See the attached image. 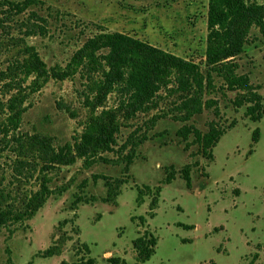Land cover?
I'll list each match as a JSON object with an SVG mask.
<instances>
[{"label": "rangeland", "instance_id": "obj_1", "mask_svg": "<svg viewBox=\"0 0 264 264\" xmlns=\"http://www.w3.org/2000/svg\"><path fill=\"white\" fill-rule=\"evenodd\" d=\"M7 1L0 0V210L14 211L15 219L0 228V264H109L111 257L137 264L133 241L146 231L158 244L144 264H264V116L251 120L250 104L238 105L251 91L229 89L207 64L209 0H40L21 14ZM32 12L46 19V34L26 36L23 22L33 18ZM109 32L125 33L195 64L205 76L203 111L182 119L179 75L174 74L151 109L129 119L118 114L112 151L43 173L47 151L74 145L93 115L118 110L126 98L117 88L102 107L88 106L95 96L92 81L100 73L83 68L64 81L40 79L36 91L29 87L34 77L18 90L1 72L25 59L27 47L38 52L48 71L65 68L89 38ZM233 62L264 105V36L257 26ZM20 93L25 99L14 125L10 101ZM211 125L225 134L207 158L193 133L184 139L180 132L192 126L206 133ZM256 129L260 138L253 143ZM139 141L125 173V158ZM187 165L191 188L181 175ZM171 166L175 179L166 184ZM94 175L125 181L114 203L100 201L107 188ZM44 179L52 192L30 216L29 201ZM145 186L152 193L138 204V188ZM157 187L161 192L151 217ZM82 192L98 200L73 205ZM50 247L58 255L43 256Z\"/></svg>", "mask_w": 264, "mask_h": 264}, {"label": "trees", "instance_id": "obj_2", "mask_svg": "<svg viewBox=\"0 0 264 264\" xmlns=\"http://www.w3.org/2000/svg\"><path fill=\"white\" fill-rule=\"evenodd\" d=\"M9 8L16 14L25 12L28 8L37 6L40 0L7 1ZM11 11V12H12ZM7 14L11 15L10 11ZM33 18L23 22L26 28V36L46 34V19L38 13L32 12ZM257 26L264 36V3L249 2L246 0H209L208 9V38H207V64L218 73L224 80L226 86L231 90L251 91L238 101V105L250 104L247 114L251 120L257 122L264 116L263 97L254 93L250 86V79L246 75L236 73V64L233 62L245 49V44L251 27ZM27 57L23 60H16L11 63L6 72L8 85H15L22 89L26 79L34 77L30 88L34 91L39 87V80H47L51 77L54 80L64 81L73 76L80 68L89 74L100 73V78L92 81V91L95 94L92 100H88V106L100 108L107 97L115 89L124 95L126 100L118 110H103L100 114L93 115L85 128L83 134L76 140L74 145H66L59 151H47L43 173L55 166H66L74 164L77 159L86 163L91 162L100 153L112 151L116 144V133L119 129L117 116L120 112L129 119L137 113L151 109L152 102L162 87L170 85L172 76L179 75V91L182 92L180 108L184 110L185 121L203 111V92L205 76L192 62L168 53L160 48L135 37L121 32H109L97 34L89 38L85 44L76 51L71 61L65 68H53L48 71L46 64L33 47H27ZM50 75V76H49ZM14 87V86H13ZM24 94H18L11 99L10 103L14 111L11 122L18 124L21 110H18L19 103H23ZM184 139L193 133L194 142L201 147L204 157H213V148L219 143L225 131L211 125L206 133L195 130L192 126H184L180 132ZM260 138V130L253 133V143ZM145 139V138H144ZM125 158V173L135 156V147ZM102 160L107 161L102 158ZM175 170L171 166L166 170L165 183L169 184L175 179ZM181 175L188 188L192 187L191 166L187 165L182 169ZM94 180L102 179L105 182L107 192L100 201L114 203L120 195V187L125 183L122 179H113L106 176L94 175ZM85 184L81 185L84 188ZM147 191V193L145 192ZM150 186L138 188L137 203L142 204L144 197L152 193ZM51 190L46 179L38 192L29 201V215L34 216L47 202ZM156 196L151 203V217L157 206L161 188L157 187ZM85 193L75 194L73 205L90 204L98 199L95 196H86ZM15 219L14 211L0 210V228L9 225ZM142 225L146 224V218H139ZM158 239L151 232L146 231L143 235L133 241L136 251L137 264H144L156 253ZM43 256L53 257L58 255L55 247L42 252ZM109 264H126L120 257H111ZM92 263V261H91Z\"/></svg>", "mask_w": 264, "mask_h": 264}]
</instances>
